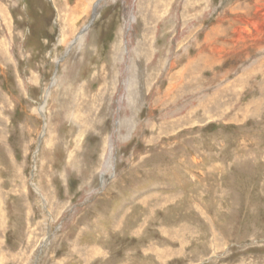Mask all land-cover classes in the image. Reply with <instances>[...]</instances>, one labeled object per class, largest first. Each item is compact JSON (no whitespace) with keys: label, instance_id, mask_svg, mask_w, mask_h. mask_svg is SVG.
<instances>
[{"label":"rangeland","instance_id":"1","mask_svg":"<svg viewBox=\"0 0 264 264\" xmlns=\"http://www.w3.org/2000/svg\"><path fill=\"white\" fill-rule=\"evenodd\" d=\"M79 1L0 0V264H264V0Z\"/></svg>","mask_w":264,"mask_h":264},{"label":"bare ground","instance_id":"2","mask_svg":"<svg viewBox=\"0 0 264 264\" xmlns=\"http://www.w3.org/2000/svg\"><path fill=\"white\" fill-rule=\"evenodd\" d=\"M55 1V0H54ZM103 0H80L79 2H78V4H77V6H76V11H78V12H81V13H83V12H88L87 10H89V8H91L92 7V10L94 9V11L97 9V6L99 5V3L100 2H102ZM55 3V2H54ZM139 4V6H138V12H137V15H138V18H137V20H136V23L138 24V26H141L142 27V25L143 26H145V25H148L150 22L152 23V19L151 18H149V23L146 21V20H144V21H142L141 20V16L143 15V12H144V9H149L148 8V6H145V4L143 3V0H139V2H138ZM160 3V2H159ZM158 3V5H160ZM166 3V2H165ZM153 4V3H152ZM54 5V4H53ZM156 5V4H155ZM165 5H167V4H165ZM151 6V5H150ZM161 6V5H160ZM157 8V7H156ZM159 10V9H158ZM71 11V10H70ZM146 11V10H145ZM153 11V10H152ZM148 13H149V11H148ZM152 13H154V12H152ZM152 13H150V14H152ZM155 14V13H154ZM153 14V15H154ZM70 15H71V13H70ZM145 15V14H144ZM151 16V17H154V16ZM148 17V16H147ZM68 19V18H67ZM143 19V18H142ZM74 20V19H73ZM72 19L71 20H69V22H71V23H69V27H71V29H72V25L75 23L74 21H73ZM66 21H68V20H66ZM73 22V23H72ZM147 27V26H146ZM74 28V27H73ZM148 28V31H149V27H147ZM121 36H120V32H118V36H117V40H116V43L115 44H113V46L111 47V50H110V52H111V55H115L116 54V49H117V44H118V42H119V38H120ZM76 39V38H75ZM79 41V42H78ZM81 41H82V36H80V37H78L77 38V41H75V42H73V43H75V45H80V43H81ZM83 43V42H82ZM71 45V44H70ZM78 51V50H77ZM118 51V50H117ZM211 62V61H210ZM208 64V63H207ZM67 65V64H66ZM240 80V79H239ZM251 92V91H250ZM49 94H52V93H49ZM245 101V100H244ZM247 102V101H246ZM87 104V103H86ZM84 106V105H83ZM207 112V111H206ZM58 113V112H57ZM78 117H81V118H83L82 116H78ZM51 118V117H50ZM48 119V118H47ZM91 119V118H90ZM240 120V119H239ZM79 125V124H78ZM219 125V124H218ZM48 127V126H47ZM82 128V127H81ZM235 128V127H234ZM159 131V130H158ZM249 139V138H248ZM241 140V139H240ZM44 144H45V141H44V143H43V147H44ZM188 154V153H187ZM246 162V161H245ZM177 177V176H176ZM38 186V185H37ZM37 188V187H36ZM105 199V198H104ZM90 209V208H89ZM57 219V218H56ZM137 235V234H136ZM93 256V255H92ZM95 258V257H94Z\"/></svg>","mask_w":264,"mask_h":264}]
</instances>
